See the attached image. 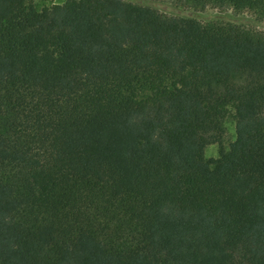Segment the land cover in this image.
Returning a JSON list of instances; mask_svg holds the SVG:
<instances>
[{
	"label": "trees",
	"instance_id": "obj_1",
	"mask_svg": "<svg viewBox=\"0 0 264 264\" xmlns=\"http://www.w3.org/2000/svg\"><path fill=\"white\" fill-rule=\"evenodd\" d=\"M0 264H264V31L0 0Z\"/></svg>",
	"mask_w": 264,
	"mask_h": 264
},
{
	"label": "rangeland",
	"instance_id": "obj_2",
	"mask_svg": "<svg viewBox=\"0 0 264 264\" xmlns=\"http://www.w3.org/2000/svg\"><path fill=\"white\" fill-rule=\"evenodd\" d=\"M60 1V0H55ZM143 1V0H140ZM147 3L157 7L160 11L168 15H193L201 21H206L212 18H223L226 20H234L239 23H244L248 27L264 31V23L256 21L254 15L249 11L237 12L233 9H221L216 7H207L206 9H190L175 0H144ZM50 3V2H48ZM227 135L224 140V145L227 147L231 141L236 138V125L233 117L227 120ZM221 146L219 144H211L205 154L208 158L218 157Z\"/></svg>",
	"mask_w": 264,
	"mask_h": 264
}]
</instances>
